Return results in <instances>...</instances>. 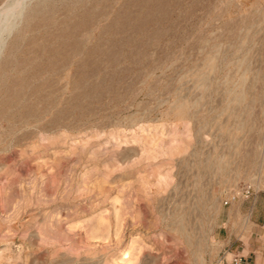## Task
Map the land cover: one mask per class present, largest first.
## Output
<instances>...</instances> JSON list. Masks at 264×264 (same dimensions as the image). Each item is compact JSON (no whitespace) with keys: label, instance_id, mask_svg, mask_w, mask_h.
<instances>
[{"label":"rangeland","instance_id":"1","mask_svg":"<svg viewBox=\"0 0 264 264\" xmlns=\"http://www.w3.org/2000/svg\"><path fill=\"white\" fill-rule=\"evenodd\" d=\"M37 1L0 56V264H124L131 240V264L264 254L239 209L232 249L216 236L264 194V0Z\"/></svg>","mask_w":264,"mask_h":264},{"label":"bare ground","instance_id":"2","mask_svg":"<svg viewBox=\"0 0 264 264\" xmlns=\"http://www.w3.org/2000/svg\"><path fill=\"white\" fill-rule=\"evenodd\" d=\"M31 1V0H30ZM30 1H27V0H8L1 8H0V56H1V53L3 51V48L5 46V43H6V40L9 38V36L12 34V32L16 29L20 19L24 16L25 12L27 11V7H28V2ZM43 5H44V2L42 1H37L29 10H28V13H42V10H43ZM27 14V13H26ZM28 20V19H27ZM83 20V19H82ZM81 20L80 23H83V21ZM55 22V19H51L49 16L45 17L42 19V24L43 25H48L50 23H54ZM55 25V23H54ZM68 25L71 26L72 28L74 27H78V23H71L68 21ZM46 29V28H45ZM60 37V36H59ZM64 38V37H63ZM61 40V39H60ZM261 41V40H260ZM62 45L64 46L66 44L65 40L62 39ZM249 45V44H248ZM13 46H15L13 44ZM79 41H74L71 45V52L72 53H78L79 51ZM68 47V46H67ZM45 49H47L49 52H57L59 51L58 48L55 49L53 48L52 46L50 45H45L44 46ZM255 48V47H254ZM251 49V48H249ZM259 50H260V47H259ZM36 51V50H35ZM39 53V52H38ZM263 54V53H262ZM17 58V57H16ZM263 58V57H262ZM214 55H208L205 60L203 61L202 63V66L201 68L199 69V73L197 74V80L200 82L201 85L205 84L204 81L207 80V77H206V68L208 67L209 70H213L214 69ZM245 58H243L241 61H240V65H243V62H246V60H244ZM249 62V60H248ZM56 61H52L49 66L53 69L56 67ZM33 65V63H32ZM200 65V64H199ZM31 66V64H30ZM37 67V66H36ZM64 67V66H63ZM66 67V66H65ZM216 67V66H215ZM252 68V66H251ZM63 69V68H62ZM61 69V70H62ZM216 69V68H215ZM247 69V68H246ZM246 69L244 70V72L242 73V75L240 76V82L243 83L246 79L245 77L243 76L244 73L246 72ZM248 70V69H247ZM258 71V70H257ZM60 72V70H59ZM54 73V72H53ZM16 75V74H15ZM13 77V76H12ZM262 79L264 80V71H263V74H262ZM233 78V77H232ZM44 79V78H43ZM229 79V78H228ZM259 79V78H258ZM79 82V81H78ZM253 84V82L251 83V85ZM54 85V84H53ZM200 85V87H201ZM199 87V88H200ZM251 87V86H250ZM245 88H246V85H245ZM202 89V88H201ZM227 93L229 94H232L233 97L231 98V103H242L243 101H245L246 99V92L245 89L241 88V89H227ZM258 91V90H257ZM261 91V90H260ZM20 94L19 91H16L13 93L14 95V98H16L18 95ZM257 96V95H256ZM262 96H263V99H264V91L262 92ZM249 97V96H248ZM229 98V97H228ZM181 99V98H180ZM251 99V98H250ZM13 100V99H12ZM250 101V100H249ZM253 101V100H252ZM15 102V101H14ZM257 102V100H256ZM20 104V102H19ZM11 105V103L9 104ZM260 105V104H259ZM264 105V103H263ZM177 111H176V114L178 116H180L181 118H184L186 117V103L185 102H182L181 100H176V105H175ZM226 108H236L238 106H232L231 105H227L225 106ZM232 109V112L233 110ZM263 111H264V106H263ZM251 110V109H250ZM247 119V118H246ZM245 121V120H244ZM246 122V121H245ZM247 126V125H246ZM219 166V164H217V167ZM132 243L133 241H129L127 243V246L121 250V255H122V258L121 260L123 261L124 264H131L132 262Z\"/></svg>","mask_w":264,"mask_h":264},{"label":"crops","instance_id":"3","mask_svg":"<svg viewBox=\"0 0 264 264\" xmlns=\"http://www.w3.org/2000/svg\"><path fill=\"white\" fill-rule=\"evenodd\" d=\"M251 201L245 203L244 201L240 203H230L228 207H222L219 215L218 222L221 224L218 226V231L216 236L222 238L225 242V247L232 249L235 245L236 239L232 238L231 231L224 226V223L230 222L235 213L236 209H239L240 214L243 216L248 215L250 222L252 223L251 232H264V194L253 191L251 194ZM234 233V230H232ZM253 243V242H252ZM251 241L248 242L246 248L242 245V250H247L248 253L253 252L250 257V262L248 264H264V254L258 251H253L254 244ZM239 244L235 247L234 251H238ZM226 259V256L224 257Z\"/></svg>","mask_w":264,"mask_h":264},{"label":"built area","instance_id":"4","mask_svg":"<svg viewBox=\"0 0 264 264\" xmlns=\"http://www.w3.org/2000/svg\"><path fill=\"white\" fill-rule=\"evenodd\" d=\"M251 186L247 185L245 188H243V194L245 197H248L250 194H252ZM228 201H224L223 204H227ZM227 264H247L246 259L244 255H242L239 251L234 252L230 261Z\"/></svg>","mask_w":264,"mask_h":264}]
</instances>
